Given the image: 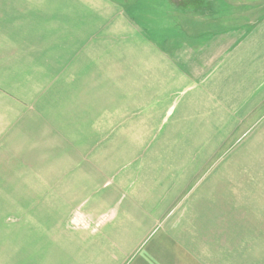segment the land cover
Instances as JSON below:
<instances>
[{
    "label": "crops",
    "instance_id": "0c3cea01",
    "mask_svg": "<svg viewBox=\"0 0 264 264\" xmlns=\"http://www.w3.org/2000/svg\"><path fill=\"white\" fill-rule=\"evenodd\" d=\"M127 1L0 0V147L56 156L32 169L52 194L29 204L57 220L0 226V264H264V184L247 200L224 194L246 139L264 169V1L247 29L226 13L224 32L186 38L136 26ZM74 5L105 17L49 14ZM26 51L35 94L7 71ZM37 114L58 130L48 146Z\"/></svg>",
    "mask_w": 264,
    "mask_h": 264
},
{
    "label": "rangeland",
    "instance_id": "374dc122",
    "mask_svg": "<svg viewBox=\"0 0 264 264\" xmlns=\"http://www.w3.org/2000/svg\"><path fill=\"white\" fill-rule=\"evenodd\" d=\"M261 1L262 0H194V3L198 6L196 10L190 0H135L134 3L128 0L125 3H128L126 4V14H130L132 10L131 20H133L136 26H139L140 21L145 23L150 20L148 22L149 25L152 24L154 27L158 28L160 32H163L162 38H177L176 34L178 32L180 33V38H186V32H188L187 28H190V26L192 28L195 26L193 30L197 32L200 31L199 27L204 26L208 32H224V14L226 13L229 14L230 25H238L242 30L247 29L248 26L252 24L255 15L254 11L263 9V6H260ZM224 4L226 7H224ZM178 6L181 7L179 8ZM239 6L241 7L237 8ZM60 8L61 6H57L55 10H52L53 12L49 11V14L56 18L61 17L62 20L67 21H75L79 18L100 19L105 17L104 14L98 12L85 11L78 15L77 12L80 10L77 9L76 5H74V10L70 11L73 12L72 15L64 16ZM189 9L191 11H189ZM238 12L241 13V17L236 19L235 15ZM251 15H253V17ZM32 16H34L32 13H27L25 18L31 19ZM190 16L202 19L207 16L209 21L200 24H191V20L189 19ZM128 18L130 19V15ZM27 29L29 28H26V30ZM72 31H75V29L72 28L71 33ZM30 34L33 35L32 32ZM50 35H52V33L49 32L48 34L43 27H37V38H48ZM80 38H84V36L80 35ZM200 38H204V36ZM222 38H224V36H222ZM25 48H27V46ZM21 49L23 50V48ZM27 65L28 59L26 51L13 62L12 67L7 71L15 70L16 72H20V87L25 91L28 90V93L31 92V94H35L37 91L35 92V90L30 89L32 81L30 75H28ZM3 68L4 62L0 61V69ZM4 73H6V71L3 72V74ZM4 77L8 78L9 76L5 75ZM10 90L11 89H6L5 91L6 93H11ZM37 115L36 124L39 128H35L38 137V146H48L51 142V138L54 140V135H58L55 134L58 130L56 129L54 132H51L47 124H43L44 117H39L40 114ZM56 119L57 114H54L53 120ZM30 120L31 117L28 118V122ZM53 122L57 123L56 121ZM24 125L26 126L28 124H22V126ZM248 125L249 124H245V127ZM29 126L32 127L34 124H29ZM234 141L235 140H230V143ZM244 142L245 148H247L245 149L247 154L245 155L244 166H224V194L229 196H244L246 199L247 196L256 193L259 189L257 186L259 182L264 184V169L259 167L260 165L257 163L259 159L263 158V155H258L260 150L253 148V145L257 141L248 138L243 141V143ZM55 157L56 156L52 157V154L49 153H47V155L34 151L26 153L18 148H12V146L0 147V226L3 230L9 232L10 227L30 226L31 223L35 226L43 227V225H46L49 226L48 228H55V223L57 222L55 217L52 219L44 210L37 211L38 213H36L29 204L30 198H34L36 195L44 194L45 196L47 194H52L53 189L51 187L35 185L38 181L34 180L36 178V171L32 169L38 168L42 163L51 162L52 158ZM227 179L233 181H228ZM261 190L263 193L260 195L264 196V188L262 187ZM67 219L68 218H66V220ZM68 222V224H76L73 217H71ZM4 236L3 234L0 235V240ZM50 237L54 239L58 236L50 235ZM11 243L14 242L11 241Z\"/></svg>",
    "mask_w": 264,
    "mask_h": 264
}]
</instances>
